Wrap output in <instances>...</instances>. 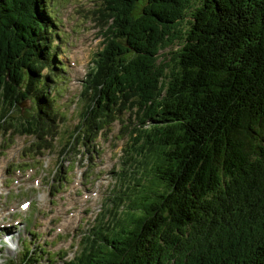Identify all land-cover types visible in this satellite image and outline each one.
<instances>
[{
	"label": "trees",
	"instance_id": "16d2710c",
	"mask_svg": "<svg viewBox=\"0 0 264 264\" xmlns=\"http://www.w3.org/2000/svg\"><path fill=\"white\" fill-rule=\"evenodd\" d=\"M51 1L0 0V129L10 144L35 137V156L64 119L49 93L62 70ZM96 1L105 40L76 139H106L117 122L135 152L65 264H264V0Z\"/></svg>",
	"mask_w": 264,
	"mask_h": 264
},
{
	"label": "rangeland",
	"instance_id": "374dc122",
	"mask_svg": "<svg viewBox=\"0 0 264 264\" xmlns=\"http://www.w3.org/2000/svg\"><path fill=\"white\" fill-rule=\"evenodd\" d=\"M98 4L99 1L94 2L93 0H52L48 5L51 15L56 23V26L52 29L55 43L51 51L54 50L56 54L60 55V67L62 68V70L54 76L57 84L54 85L53 89H55L56 93L53 94V90L51 89L49 90V93L55 98L59 112H61L59 108L62 106L67 108L64 109L66 112V114H63L64 119H61V135L58 136L60 140H57L53 145L55 148L40 157L37 164L31 165L32 162L28 160L30 162L29 165V162H24L23 160L24 156L22 150L27 146L33 145L36 142V138L31 135L28 137L24 135H16L13 137V144L10 148V143L7 142L4 144V136L2 135L4 130L0 129V215L4 214L6 207L12 205L17 207L25 200H32L33 204L30 207L31 210H34V214H37L36 217L46 226L51 228L53 234H56V226L64 221L65 213L63 211L65 207H67L68 204L74 203V207H79V211L75 212V221H78L85 212L87 219H89V224L86 228H81L74 234L73 239L75 244L79 241L82 233L88 232V226L93 222L95 215L99 212L105 201L109 189L113 186V180L109 173L112 166L116 163L115 155L119 153V150L123 145H130L129 141H126L124 144L123 140L119 141L115 139V136L119 134L116 122L111 126V133L107 137L108 140H99L98 150H96L97 153L92 151L94 154L91 155L94 157V161L91 160V155L88 154L83 144L76 139L79 133H75V131L77 129V123L81 119V106L83 102L79 99L76 106L75 102L81 92L83 81L88 78L87 74L92 70L91 62H93L95 54L101 49L102 37L104 36V23L98 21L99 26L93 21V18L100 17V14L95 9ZM79 5L81 6L76 7ZM101 27L103 31H101ZM166 51L167 50L165 49V51L163 50L159 52V54ZM68 59L72 66L71 69L67 68L66 65ZM52 63L53 70L58 62ZM70 72V80L66 84ZM46 73L47 71L45 70L44 74ZM61 83L62 87H59L58 84L60 85ZM62 93L63 96L61 95ZM20 104L23 112L32 109V105L28 101L20 102ZM128 118H130V116ZM81 124L82 121L78 125V128H81ZM64 130H68L67 135L62 134ZM123 139L126 140V137H123ZM95 140L97 139L95 138ZM68 141L69 143L64 150L62 163L60 164L62 154L61 148L64 143ZM85 152H87V154H85ZM5 154H7L5 157L1 156ZM18 156L20 159V165L26 167L24 163H28L29 166L26 168H29L30 166L34 168V174L32 175L31 180H41L38 190H33L31 188V181L26 179H23L20 186L13 184V179L15 177L13 172L15 169L6 178L10 161L16 160ZM87 164H89L90 168L85 174L84 171L87 168ZM58 165H61L63 169V179L58 175L60 183L56 186L57 188L55 190L52 185H57L58 183L57 180L53 179ZM77 179L81 181V187L80 185L77 187L73 185L78 182ZM67 181H69V183H67ZM132 181L133 180L130 179L129 184H131ZM71 184L75 188L74 190L70 189ZM84 190H91L97 194L92 197L90 192L88 193ZM11 191H14L15 195H17V192L23 193L24 195L10 200L9 195ZM87 195L89 196L86 200L89 201L84 202V197ZM56 207L59 209L56 210ZM16 212H18V210ZM8 220L9 219H6V221ZM22 221L29 225V230L32 229L31 225H36L34 218L26 219V217H24L22 218ZM69 227L75 228L76 224L72 223ZM29 230H27V233L35 234L37 235L36 239H39L40 233L37 230ZM16 231L17 228L14 229V231H11V233H15ZM5 236L8 235L4 234V237ZM4 237L2 238L0 233V248L4 247V250L6 251L4 252L0 250V264H7L8 259L14 260L17 253L22 251L25 246L26 249H30L28 244L30 241L29 238L26 239L25 246L19 245L16 250L7 249L3 244ZM11 238L13 239V236ZM47 238L52 240L51 235ZM13 240L16 243L17 239ZM69 242V238L65 237L57 241V246L68 245ZM65 248H69V246ZM56 249L57 247L54 248V250ZM76 250L77 247L75 245L68 255H63L62 258L73 256ZM46 262L47 259L42 256L37 261V264H46ZM54 264H57V262Z\"/></svg>",
	"mask_w": 264,
	"mask_h": 264
},
{
	"label": "bare ground",
	"instance_id": "6f19581e",
	"mask_svg": "<svg viewBox=\"0 0 264 264\" xmlns=\"http://www.w3.org/2000/svg\"><path fill=\"white\" fill-rule=\"evenodd\" d=\"M7 225L9 226V227H12V228H17L15 225H14V223H7ZM4 237V234H2V238ZM3 242L4 243H8L9 242V238H7V236H5L4 237V239H3ZM17 259H18V261L21 259L20 258V254H19V252L17 253Z\"/></svg>",
	"mask_w": 264,
	"mask_h": 264
}]
</instances>
